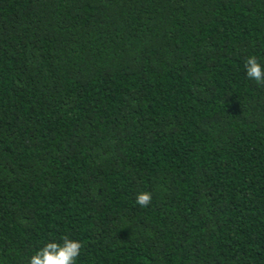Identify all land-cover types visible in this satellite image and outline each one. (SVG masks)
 Wrapping results in <instances>:
<instances>
[{
  "label": "trees",
  "instance_id": "trees-1",
  "mask_svg": "<svg viewBox=\"0 0 264 264\" xmlns=\"http://www.w3.org/2000/svg\"><path fill=\"white\" fill-rule=\"evenodd\" d=\"M250 54L264 0H0V264H264Z\"/></svg>",
  "mask_w": 264,
  "mask_h": 264
},
{
  "label": "clouds",
  "instance_id": "clouds-1",
  "mask_svg": "<svg viewBox=\"0 0 264 264\" xmlns=\"http://www.w3.org/2000/svg\"><path fill=\"white\" fill-rule=\"evenodd\" d=\"M243 71L249 81L264 87V60L256 54L247 55L243 61ZM151 199L150 192L141 191L136 195L135 204L144 208L151 203ZM82 248V241L71 235L52 237L34 250L28 258V264H77Z\"/></svg>",
  "mask_w": 264,
  "mask_h": 264
}]
</instances>
